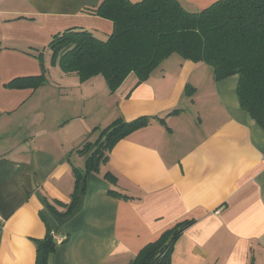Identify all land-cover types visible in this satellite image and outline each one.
<instances>
[{
	"label": "crops",
	"instance_id": "0c3cea01",
	"mask_svg": "<svg viewBox=\"0 0 264 264\" xmlns=\"http://www.w3.org/2000/svg\"><path fill=\"white\" fill-rule=\"evenodd\" d=\"M215 1L180 0L191 11ZM100 2L0 0V264H35L48 227L53 264H130L185 219L170 264H264V129L240 104L239 77L218 80L179 54L115 91L102 75L65 72L50 39L70 27L109 34L113 22L87 11ZM145 115L99 171L77 180L78 148L117 118ZM74 192V210L56 213Z\"/></svg>",
	"mask_w": 264,
	"mask_h": 264
},
{
	"label": "trees",
	"instance_id": "16d2710c",
	"mask_svg": "<svg viewBox=\"0 0 264 264\" xmlns=\"http://www.w3.org/2000/svg\"><path fill=\"white\" fill-rule=\"evenodd\" d=\"M87 11L111 20L113 29L106 38L81 27L55 33L49 47L65 72H75L81 80L102 75L115 91L131 74L137 83L145 81L163 60L177 53L211 65L218 80L237 75L240 104L264 129V0H217L198 11L188 10L180 0H101ZM40 79H23L19 84L36 86ZM150 118H117L102 130L103 139L85 142L77 149L86 156L85 170L76 168L77 180L99 171L113 147ZM105 177L116 178L110 170ZM110 193L128 197L115 188ZM77 202L74 192L69 203L59 202L64 211L52 208L68 215ZM191 222H176L147 242L130 264H170L173 246ZM48 228L38 241L35 264H53L57 241Z\"/></svg>",
	"mask_w": 264,
	"mask_h": 264
},
{
	"label": "rangeland",
	"instance_id": "374dc122",
	"mask_svg": "<svg viewBox=\"0 0 264 264\" xmlns=\"http://www.w3.org/2000/svg\"><path fill=\"white\" fill-rule=\"evenodd\" d=\"M107 35H108V34H104V35L102 34V35H101V37H103V38H106V37H107ZM174 56H177V58H178V55H177V53H175V55H174ZM174 58H176V57H174ZM171 72H172L171 74H173V73L175 72V70L173 69ZM134 76H135V75H134Z\"/></svg>",
	"mask_w": 264,
	"mask_h": 264
}]
</instances>
